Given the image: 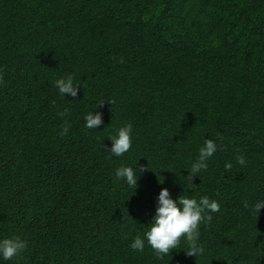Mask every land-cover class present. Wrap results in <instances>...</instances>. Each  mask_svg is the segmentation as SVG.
I'll return each instance as SVG.
<instances>
[{
	"label": "trees",
	"instance_id": "trees-1",
	"mask_svg": "<svg viewBox=\"0 0 264 264\" xmlns=\"http://www.w3.org/2000/svg\"><path fill=\"white\" fill-rule=\"evenodd\" d=\"M68 76L75 98L55 86ZM206 139L217 151L191 184ZM137 166L136 189L116 177ZM162 189L220 205L202 254L186 236L162 258L149 245ZM260 202L264 0H0V242H26L0 264H264Z\"/></svg>",
	"mask_w": 264,
	"mask_h": 264
},
{
	"label": "clouds",
	"instance_id": "clouds-1",
	"mask_svg": "<svg viewBox=\"0 0 264 264\" xmlns=\"http://www.w3.org/2000/svg\"><path fill=\"white\" fill-rule=\"evenodd\" d=\"M55 86L59 89L62 95H71L76 97L78 94L79 85H74L73 77L68 76L66 79H59ZM101 103L99 106H102ZM98 106V107H99ZM64 115V113H60ZM85 126L88 129H97L101 123V115L99 112H90L85 116ZM132 130L131 124L119 129L118 137L111 140V155L119 157L126 153L131 147L130 133ZM68 131V126H64L61 135H65ZM217 151V145L213 140L206 139L205 146L200 149L198 161L193 163L191 172L187 176V181L192 184L193 178L196 177L201 169H207L206 161ZM238 162L243 165L245 163L242 156L237 157ZM231 163L225 164V169L230 170ZM143 166L134 170L131 167H121L116 171V177L126 178V182L130 186L137 188V182L140 174L147 171ZM245 207H248L245 202ZM264 208V202L257 203L254 210L260 212ZM205 209L211 212H218L220 205L216 201H210L207 197L200 199L199 203L195 199L186 198L183 195L174 201L170 197L167 189H162L158 196V206L150 230L145 233V237L149 245L156 251L158 256L162 258L163 255H168L171 249H175L182 236L187 237L189 242V250L186 252L187 256H197L203 253V248L197 246V239L199 236L198 225L204 219L211 220V216L204 217L202 213ZM26 247V242H22L20 238L5 239L0 242V254L5 260H10L21 252ZM131 247L134 250H143L144 241L138 236L132 243Z\"/></svg>",
	"mask_w": 264,
	"mask_h": 264
}]
</instances>
